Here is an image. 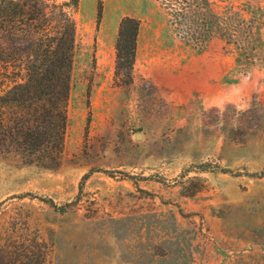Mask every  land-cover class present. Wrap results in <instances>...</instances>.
Here are the masks:
<instances>
[{"label":"rangeland","instance_id":"rangeland-1","mask_svg":"<svg viewBox=\"0 0 264 264\" xmlns=\"http://www.w3.org/2000/svg\"><path fill=\"white\" fill-rule=\"evenodd\" d=\"M76 19L62 160L0 152V245L36 234L46 264H264V64L185 43L158 0H80Z\"/></svg>","mask_w":264,"mask_h":264},{"label":"trees","instance_id":"trees-1","mask_svg":"<svg viewBox=\"0 0 264 264\" xmlns=\"http://www.w3.org/2000/svg\"><path fill=\"white\" fill-rule=\"evenodd\" d=\"M158 1L185 43L205 51L219 41L244 71L264 64V11L257 0ZM79 5L80 0H0V152L16 153L27 164L62 160ZM139 32L138 18L121 20L116 73H123L127 84L135 78ZM50 248L29 233L18 246L0 245V264H46Z\"/></svg>","mask_w":264,"mask_h":264}]
</instances>
